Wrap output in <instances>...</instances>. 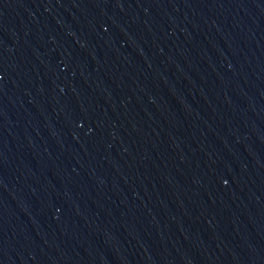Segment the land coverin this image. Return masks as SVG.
<instances>
[{
	"label": "water",
	"instance_id": "95a60500",
	"mask_svg": "<svg viewBox=\"0 0 264 264\" xmlns=\"http://www.w3.org/2000/svg\"><path fill=\"white\" fill-rule=\"evenodd\" d=\"M0 264H264V0H0Z\"/></svg>",
	"mask_w": 264,
	"mask_h": 264
}]
</instances>
